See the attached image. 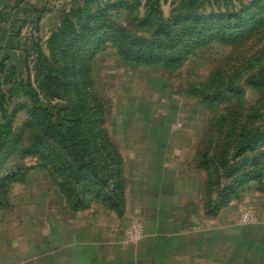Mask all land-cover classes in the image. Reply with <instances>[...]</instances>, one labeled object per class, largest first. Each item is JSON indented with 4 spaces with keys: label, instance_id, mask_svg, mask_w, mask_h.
Here are the masks:
<instances>
[{
    "label": "rangeland",
    "instance_id": "374dc122",
    "mask_svg": "<svg viewBox=\"0 0 264 264\" xmlns=\"http://www.w3.org/2000/svg\"><path fill=\"white\" fill-rule=\"evenodd\" d=\"M250 1L185 8L179 0H0V123L8 137L0 149V264H264V90L245 82L264 77V0L253 10ZM148 9L160 12L149 16L151 27L159 22L179 39L171 66L117 53L111 32L151 35L138 23ZM64 17L72 31L85 25L89 34L76 56L59 51L73 33L50 45ZM50 47L54 82L68 92L49 101L81 93L92 109L84 129L90 147L104 145L119 159L108 162L122 180L111 205L101 196L72 209L60 187L70 159L55 142L40 154L24 151L36 128L17 81L28 80L45 102L35 69L39 51L47 57ZM76 59L88 65L78 81L64 67ZM248 140L254 150L231 158ZM96 171L103 177L100 165ZM108 183L103 200L115 184ZM245 211L253 222H241Z\"/></svg>",
    "mask_w": 264,
    "mask_h": 264
},
{
    "label": "trees",
    "instance_id": "16d2710c",
    "mask_svg": "<svg viewBox=\"0 0 264 264\" xmlns=\"http://www.w3.org/2000/svg\"><path fill=\"white\" fill-rule=\"evenodd\" d=\"M179 1L181 6L185 5V8H190L193 1L196 2L197 0ZM250 2L251 3L246 5V8H252L253 10L256 0H251ZM159 13V11L154 13L151 9H148L144 17L138 20V23L141 25L140 30H144L146 28L151 31V35L149 36H138L135 35V33H130L128 31L125 32L124 29H119L110 33V35L116 39L115 48L117 53L122 58L146 64L153 61L163 60L165 66H171L172 63H175L178 60L180 51H177V48L175 47L179 39L172 37V32L169 27L166 26L164 29H160L161 23L159 24V22H157L158 25L156 27L150 26L152 23L149 16L157 15ZM1 17L5 18L4 13L1 14ZM100 17H102V15L98 13L95 18H88L87 26L90 25L91 21L98 18L100 19ZM250 18L252 19L253 17L249 16L247 17V20ZM193 19L195 22L199 20L196 17ZM84 27L85 25L79 27L78 30L72 31L73 29L71 28L68 18L64 17L61 20L60 27L50 36V45H54L56 41H60L66 35L73 33L74 37L72 36L68 42L69 48L64 49V51L60 49L59 51L62 53L60 56L63 57L66 55L76 56V44L81 43L89 45V42L87 41L89 34L87 30L83 31ZM106 32L107 31H104L103 35L106 34ZM101 38H103L102 35L101 37L94 39V42H99ZM56 50L58 52V49ZM52 56L53 51L51 50V47L49 56L47 57L39 51V59L35 69V79H39L38 88L41 90L44 98H46L45 102L40 100L38 94L30 86V82L28 80L19 79L17 81L18 87L22 90V93L31 100L30 106H25V108L29 121L34 125L33 127L36 128V133L31 135L30 138L31 146L27 147L24 151L40 154L48 150V145H46L47 142H55L66 151L70 159L65 161V167H68L69 169V178L65 181H61L60 187L62 190L61 193L64 197L67 200L73 201L71 207L75 208L72 209L86 208L87 203L90 200L100 198L101 196L102 201L111 205L109 201H111V199L120 198V193L122 191V180L118 177L120 174L118 167L108 169L109 160L114 161L117 159L116 152L115 154H111V149L108 150L107 147H104V145L101 144L96 148L94 145L90 147V140L91 143H94V141L91 134H88V139L87 132H85L84 129L89 128V125L92 124V116L88 114L89 110L92 111V109L85 104V100L80 97L81 93H79V97H74L73 100L69 91L71 98L66 95L64 97L65 104L52 103L49 101L54 97L63 96L68 92L66 84L59 87V85L54 82V77L56 76L55 74L57 71H55L56 69L53 68V63L49 60ZM64 67L65 69H69L68 72H73L74 79L77 78L76 81H78L79 77L86 73L85 70L88 68V65L84 63V60L77 61L76 59L75 61L72 60L70 63H64ZM81 78V81L84 82V78ZM245 82L258 90H264V77H258L256 73L249 75L245 79ZM224 87L228 88L230 87V84H226ZM195 90L200 91L198 88ZM218 91L219 90L213 92V95H216ZM200 92L206 93L204 89H201ZM7 141V131L3 132V125L0 123V149L7 143ZM43 145H45V149ZM255 145V140H248L247 142L239 141L235 146V150L231 158L236 159L238 156L247 151H253ZM50 149L52 152L55 151L54 147ZM93 149H104L106 155L104 158L99 155L96 159L94 155L95 151H93ZM117 160L119 161V159ZM98 165L103 168L101 173L103 177H96V169ZM235 166L236 164L229 165V170L231 171L228 173L229 175L233 174V168ZM85 168L90 169L89 175H86L85 172L80 173V171ZM56 170L57 169L54 168L55 172ZM108 181L112 183L115 182V184L113 183V186L110 189H107L108 191H106V197L108 198L107 200H103V197L105 196L103 189L108 187ZM78 184L84 185L85 188L83 191H79L77 187ZM216 209L213 208L210 213L212 211L214 213Z\"/></svg>",
    "mask_w": 264,
    "mask_h": 264
},
{
    "label": "built area",
    "instance_id": "2783aa9c",
    "mask_svg": "<svg viewBox=\"0 0 264 264\" xmlns=\"http://www.w3.org/2000/svg\"><path fill=\"white\" fill-rule=\"evenodd\" d=\"M254 220H255V217H254L253 212H251V211H245L242 214V218H241V222L242 223H251ZM137 228L139 229V231H138ZM137 228L135 230H136L137 234H139L140 233V227H139V225L137 226Z\"/></svg>",
    "mask_w": 264,
    "mask_h": 264
}]
</instances>
